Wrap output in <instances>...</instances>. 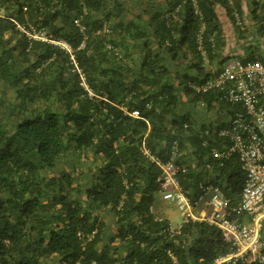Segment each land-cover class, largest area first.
<instances>
[{
  "label": "trees",
  "instance_id": "trees-1",
  "mask_svg": "<svg viewBox=\"0 0 264 264\" xmlns=\"http://www.w3.org/2000/svg\"><path fill=\"white\" fill-rule=\"evenodd\" d=\"M244 1L196 0V14L193 0H0V264H216L232 251L208 222L174 232L153 210L156 160L174 161L189 197L215 185L241 199L238 157L213 150L243 109L191 84L232 59L222 20ZM33 29L86 48L75 64ZM246 59L264 64V50Z\"/></svg>",
  "mask_w": 264,
  "mask_h": 264
},
{
  "label": "built area",
  "instance_id": "built-area-1",
  "mask_svg": "<svg viewBox=\"0 0 264 264\" xmlns=\"http://www.w3.org/2000/svg\"><path fill=\"white\" fill-rule=\"evenodd\" d=\"M193 2L196 5V0ZM196 14H199L197 5ZM27 34L31 39L61 47L75 64L78 51L86 48V40L74 49L67 42L53 41L46 33L35 29ZM199 47L206 64H209L202 37ZM81 79V85L93 96L83 73ZM191 87L198 95L216 91L222 94L223 101L242 107L243 110L236 113L220 133L227 145L221 150L214 149L213 156L216 159L238 157L246 180L239 203H233L215 185L203 186L202 193L195 199L185 194L174 161L163 163L156 160L162 168L157 179L162 196L176 204L183 217L180 227L171 228L179 232L186 223L206 221L217 227L232 247V251L218 259L216 264H264V64L237 55L215 77L201 84H191ZM130 115L140 118L141 113L134 111Z\"/></svg>",
  "mask_w": 264,
  "mask_h": 264
},
{
  "label": "crops",
  "instance_id": "crops-1",
  "mask_svg": "<svg viewBox=\"0 0 264 264\" xmlns=\"http://www.w3.org/2000/svg\"><path fill=\"white\" fill-rule=\"evenodd\" d=\"M244 6L242 9V15H240L237 11L234 13L235 16V23H232L229 21L228 18H223L222 23L224 26V33L225 38H228L226 32L227 30H230L231 35L236 38L237 35V44L234 47V51L232 53H226V51H223L224 56H230L234 58L237 55H240L244 58H247L251 55H256L260 53L261 46H258L254 41V37L252 39H248V37L253 33H259L262 35L261 39L264 40V19H260V14H263L264 11L258 10L256 12V7L252 4L251 0H245ZM260 16V17H259ZM247 18V19H246ZM264 18V17H263ZM244 19L246 20V23L244 22ZM227 21L229 24L226 23ZM227 28V29H226ZM249 36H246V35ZM255 39L258 40V37ZM231 60V59H230ZM199 113L202 115H205L207 113V109L204 105H201L199 107ZM154 213L163 219H167L171 226L174 228L180 227L182 225L183 217L180 211L176 206L171 205L168 201L164 200L162 195H160L154 205Z\"/></svg>",
  "mask_w": 264,
  "mask_h": 264
},
{
  "label": "rangeland",
  "instance_id": "rangeland-1",
  "mask_svg": "<svg viewBox=\"0 0 264 264\" xmlns=\"http://www.w3.org/2000/svg\"><path fill=\"white\" fill-rule=\"evenodd\" d=\"M247 19V18H246ZM229 21H227L226 23L228 24ZM244 22L246 23V20L244 19ZM232 25V23H229ZM229 24H228V29H229ZM227 29V28H226ZM252 34L249 36L248 34L246 36H249L248 39H252V37H254V42L258 45V46H261V49L264 50V40L261 39L262 35L259 34V33H253L251 32ZM228 38H226V42H225V47H224V52L226 51V53H232L234 51V47L235 45L237 44V35L235 36L236 38H234L232 35H231V32L230 30H227L226 32ZM256 37H258V40L255 39ZM253 40V39H252ZM171 203V202H169ZM171 205L173 206H176V204L174 203H171Z\"/></svg>",
  "mask_w": 264,
  "mask_h": 264
}]
</instances>
